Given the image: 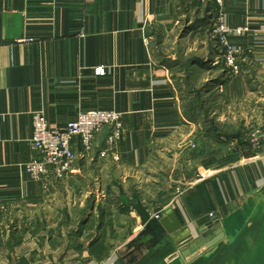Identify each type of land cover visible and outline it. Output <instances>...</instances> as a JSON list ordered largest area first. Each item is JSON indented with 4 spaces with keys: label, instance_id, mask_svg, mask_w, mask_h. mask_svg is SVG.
<instances>
[{
    "label": "crops",
    "instance_id": "crops-1",
    "mask_svg": "<svg viewBox=\"0 0 264 264\" xmlns=\"http://www.w3.org/2000/svg\"><path fill=\"white\" fill-rule=\"evenodd\" d=\"M222 10L229 27H248L229 38L244 51L238 75L221 73L210 90L233 105L264 76V0H225ZM215 12L211 0H0V264H158L209 214L222 220L264 185V143L253 146V131L211 142L208 118L191 113L206 84L192 87L176 62V43ZM201 58L223 63L214 43ZM90 110L122 114L117 148L99 156L104 130L90 154L74 146L68 176L32 180L22 165L36 157L33 113L63 130ZM136 205L161 219L170 210L181 229L142 225Z\"/></svg>",
    "mask_w": 264,
    "mask_h": 264
},
{
    "label": "built area",
    "instance_id": "built-area-1",
    "mask_svg": "<svg viewBox=\"0 0 264 264\" xmlns=\"http://www.w3.org/2000/svg\"><path fill=\"white\" fill-rule=\"evenodd\" d=\"M197 1V0H190ZM216 12L209 21L215 51L223 58L225 66L231 76L239 73V62L243 56V48L230 42V37H239L248 32V27L231 28L225 20L222 6L225 0H211ZM259 35L264 45V22L259 26ZM95 76H103L105 68L96 67ZM107 131L104 147L99 153L102 158H107L118 146L122 137V114L113 110H90L79 112L75 121L66 124L63 130L50 129L41 112L32 115V137L30 147L36 157L23 164L24 172L34 181L48 182L51 179L60 180L72 172L76 160L74 146H79L83 156L91 153L96 136ZM251 142L258 147L259 131H253ZM5 208L0 204V214ZM162 211L150 217L160 220ZM214 219L213 214H209Z\"/></svg>",
    "mask_w": 264,
    "mask_h": 264
},
{
    "label": "water",
    "instance_id": "water-1",
    "mask_svg": "<svg viewBox=\"0 0 264 264\" xmlns=\"http://www.w3.org/2000/svg\"><path fill=\"white\" fill-rule=\"evenodd\" d=\"M142 225L150 220L140 206L134 207ZM160 225L166 233L181 229L170 210ZM199 233L158 264H264V185L228 216L206 219Z\"/></svg>",
    "mask_w": 264,
    "mask_h": 264
},
{
    "label": "rangeland",
    "instance_id": "rangeland-1",
    "mask_svg": "<svg viewBox=\"0 0 264 264\" xmlns=\"http://www.w3.org/2000/svg\"><path fill=\"white\" fill-rule=\"evenodd\" d=\"M208 26L210 27V25ZM209 27H203L200 30H192L190 35H188L184 41H178L175 47L177 53L176 62L179 63L181 67H184L181 75H183V77L185 76L188 82L190 81L192 87H194V84H196L197 88H199V84H206V86L204 85L205 87L202 86L204 87L202 89L204 95H200L201 97L204 96V103L200 105L201 108H199L198 103L201 102L198 99V92L197 97L192 99L194 102H192L191 113L196 116V119L200 117V115H204L208 118V122L205 123V129L208 133L207 137L211 142L215 143L218 141L220 133L226 138L227 135L234 134L237 131L243 135L251 131H259L260 139L258 145L261 142L264 143V76L262 74L255 76L258 80L254 79V91L248 94V101L230 105V103H226L225 97L222 98V100H217L219 91H217L218 93L215 91L212 93L210 91L212 89L211 85L218 81L217 79L221 73H226V76L223 75L222 77L228 78L230 75L229 69L225 66L224 61L223 63H217L215 65H212L214 62L210 61L209 58L204 62L201 61V54L204 55L210 50V46L213 44L214 40ZM182 34L185 33L181 32L180 29L176 36L179 38ZM188 49H191L190 53H188L186 57H182V53ZM187 65L191 66L187 67ZM190 68H194L192 72L190 71L191 73L188 71ZM221 69L223 71H220ZM252 72L253 71H249L250 77H254V73ZM214 104L218 106L217 112H215L216 108ZM207 142L209 143V140H207ZM255 150L257 151V149ZM213 153L214 154L207 157V159L219 156V152H214L213 150ZM207 159L205 161H210Z\"/></svg>",
    "mask_w": 264,
    "mask_h": 264
},
{
    "label": "trees",
    "instance_id": "trees-1",
    "mask_svg": "<svg viewBox=\"0 0 264 264\" xmlns=\"http://www.w3.org/2000/svg\"><path fill=\"white\" fill-rule=\"evenodd\" d=\"M192 63V62H191ZM190 63V64H191ZM185 66H186V64H185ZM187 67H188V65H187ZM234 136H236V135H234ZM248 144L246 143V142H241L240 143V148H242L243 149V151H245V153H246V155H252V153L249 151V146H247Z\"/></svg>",
    "mask_w": 264,
    "mask_h": 264
}]
</instances>
